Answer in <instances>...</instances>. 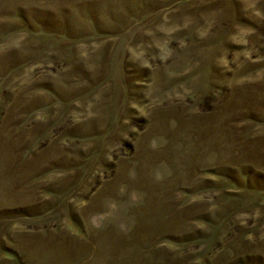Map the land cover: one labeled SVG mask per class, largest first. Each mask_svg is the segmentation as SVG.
<instances>
[{
	"label": "rangeland",
	"instance_id": "rangeland-1",
	"mask_svg": "<svg viewBox=\"0 0 264 264\" xmlns=\"http://www.w3.org/2000/svg\"><path fill=\"white\" fill-rule=\"evenodd\" d=\"M0 264H264V0H0Z\"/></svg>",
	"mask_w": 264,
	"mask_h": 264
}]
</instances>
